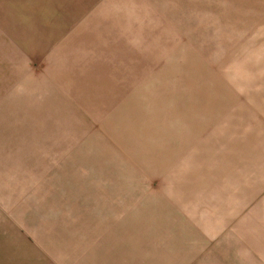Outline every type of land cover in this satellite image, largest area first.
Returning <instances> with one entry per match:
<instances>
[{
  "label": "rangeland",
  "instance_id": "rangeland-1",
  "mask_svg": "<svg viewBox=\"0 0 264 264\" xmlns=\"http://www.w3.org/2000/svg\"><path fill=\"white\" fill-rule=\"evenodd\" d=\"M0 143V264H262L264 0H0Z\"/></svg>",
  "mask_w": 264,
  "mask_h": 264
},
{
  "label": "crops",
  "instance_id": "crops-1",
  "mask_svg": "<svg viewBox=\"0 0 264 264\" xmlns=\"http://www.w3.org/2000/svg\"><path fill=\"white\" fill-rule=\"evenodd\" d=\"M4 148H5V146L2 145V143H0V172L1 171L3 172V174L0 175V181L2 182V180H3V184L7 181L5 179V177L9 175V173L7 175L5 174L6 170L8 169V167L6 168V166L7 165L10 166L9 158L5 159L3 157L4 156ZM3 168H5V169L3 170ZM262 214H263V216L260 218H262L264 220V210H262ZM263 222L261 224V228L263 227ZM261 233L263 234V232H261ZM263 242H264V239H263ZM92 250L97 251V249H88L87 251H92ZM87 251L77 252V253H81L80 257H73L72 259H70L68 262H65V263L66 264H69V263H72V264H106L105 261L102 260L101 258H95V257L94 258H88L90 256V254H88ZM77 255L78 254H76L75 256H77ZM261 259H262L261 260L262 264H264V257ZM160 260H158V261H160ZM62 261H64V260H61L60 258H51L50 260L46 259L45 263H47V264H65ZM182 261H184V260L183 259H175V260L164 259V260H161V262H159L158 264H166V263H168V264H187V262H182ZM198 261L199 262H197V260H196L197 264H216L214 260H209L206 262H203L201 260H198Z\"/></svg>",
  "mask_w": 264,
  "mask_h": 264
}]
</instances>
